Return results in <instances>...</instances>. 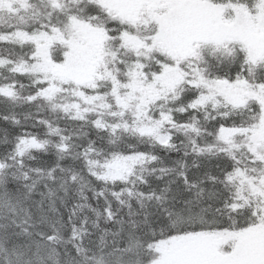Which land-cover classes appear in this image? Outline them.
Wrapping results in <instances>:
<instances>
[{
    "label": "snow or ice",
    "instance_id": "obj_1",
    "mask_svg": "<svg viewBox=\"0 0 264 264\" xmlns=\"http://www.w3.org/2000/svg\"><path fill=\"white\" fill-rule=\"evenodd\" d=\"M0 264H264V0H0Z\"/></svg>",
    "mask_w": 264,
    "mask_h": 264
}]
</instances>
